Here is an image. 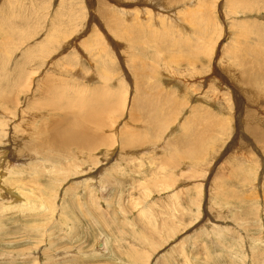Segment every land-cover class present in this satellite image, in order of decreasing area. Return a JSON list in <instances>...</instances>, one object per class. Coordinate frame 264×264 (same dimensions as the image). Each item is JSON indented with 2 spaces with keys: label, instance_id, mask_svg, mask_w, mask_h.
<instances>
[{
  "label": "rangeland",
  "instance_id": "1",
  "mask_svg": "<svg viewBox=\"0 0 264 264\" xmlns=\"http://www.w3.org/2000/svg\"><path fill=\"white\" fill-rule=\"evenodd\" d=\"M0 264H264V0H0Z\"/></svg>",
  "mask_w": 264,
  "mask_h": 264
},
{
  "label": "bare ground",
  "instance_id": "2",
  "mask_svg": "<svg viewBox=\"0 0 264 264\" xmlns=\"http://www.w3.org/2000/svg\"><path fill=\"white\" fill-rule=\"evenodd\" d=\"M81 120H82V119H81ZM72 136H74V135H72ZM70 139H71V138H70ZM78 140H79V139H78ZM80 140H82V139H80ZM68 141H69V140H68ZM80 142H81V141H80ZM83 143H85V142H83ZM94 143H95V142H94ZM80 144H81V143H79V145H80ZM85 144H86V143H85ZM81 146H83V145H80V147H81ZM85 146H86V145H85ZM87 147H89V146H86V147H84V148H87ZM89 149H90V147H89ZM11 192H12V191H11ZM16 197H17V196H16ZM16 197H15V198H16ZM18 200H19V199H18ZM11 201H13V200H11Z\"/></svg>",
  "mask_w": 264,
  "mask_h": 264
}]
</instances>
